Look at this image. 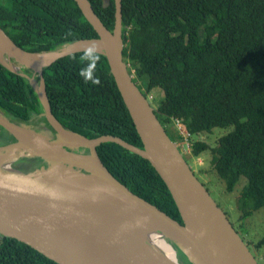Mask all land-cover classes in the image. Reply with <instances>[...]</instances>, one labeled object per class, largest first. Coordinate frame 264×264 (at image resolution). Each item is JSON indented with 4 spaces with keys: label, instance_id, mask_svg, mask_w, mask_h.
<instances>
[{
    "label": "trees",
    "instance_id": "obj_1",
    "mask_svg": "<svg viewBox=\"0 0 264 264\" xmlns=\"http://www.w3.org/2000/svg\"><path fill=\"white\" fill-rule=\"evenodd\" d=\"M89 1L112 30L114 0L107 8L102 0ZM121 4L124 60L145 97L155 88L163 91L164 101L155 113L167 134L180 146L183 138L172 123L181 120L190 133V152L197 156L210 151L212 169L228 192L242 177L246 179L238 198L240 220L264 209V0H122ZM0 26L31 52L97 37L74 0H0ZM216 32L220 43L213 37ZM80 54L59 59L44 70L54 116L88 138L114 135L142 147L106 58L101 55L96 72L101 84L96 86L79 77ZM28 88L27 81H16L0 65V98L24 102ZM228 127L231 131L216 146L194 138ZM97 151L116 179L181 222L168 188L147 160L115 143H104ZM255 246H264V236ZM0 264L57 263L4 238Z\"/></svg>",
    "mask_w": 264,
    "mask_h": 264
},
{
    "label": "water",
    "instance_id": "obj_2",
    "mask_svg": "<svg viewBox=\"0 0 264 264\" xmlns=\"http://www.w3.org/2000/svg\"><path fill=\"white\" fill-rule=\"evenodd\" d=\"M74 2L97 37L31 52L0 26V65L27 81L49 125L36 131L9 121L0 110V126L14 140L0 146V239L23 243L57 264H259L134 83L123 57L122 0H114L112 30L89 0ZM110 2L102 0L103 7ZM89 42L100 44L142 147L114 135L88 138L54 116L44 70L81 53ZM104 143H115L151 164L168 188L181 222L110 173L97 151ZM31 158L44 166L29 172L14 167Z\"/></svg>",
    "mask_w": 264,
    "mask_h": 264
},
{
    "label": "rangeland",
    "instance_id": "obj_3",
    "mask_svg": "<svg viewBox=\"0 0 264 264\" xmlns=\"http://www.w3.org/2000/svg\"><path fill=\"white\" fill-rule=\"evenodd\" d=\"M217 43L221 41V35L215 33L213 35ZM153 100L151 105L154 110L164 101V93L160 88L151 91ZM228 128H214L211 134L194 136L202 141L216 146L217 141L231 131ZM179 144V143H178ZM185 160L195 174L196 178L206 187L208 193L223 210L229 222L234 229L241 235L242 239L248 244L250 251L254 254L259 264H264V246L256 248L258 241L264 236V209H259L244 221L240 220L241 211L238 208V198L241 190L245 185L246 179L242 177L232 192L226 190L225 181L222 180L211 166L210 151L202 152L199 155H193L192 152H184L180 150Z\"/></svg>",
    "mask_w": 264,
    "mask_h": 264
},
{
    "label": "flooded vegetation",
    "instance_id": "obj_4",
    "mask_svg": "<svg viewBox=\"0 0 264 264\" xmlns=\"http://www.w3.org/2000/svg\"><path fill=\"white\" fill-rule=\"evenodd\" d=\"M21 71L24 74L32 77L31 72L25 69L24 67H21ZM13 75L16 81H18V78L23 79L17 74L13 73ZM29 89L31 88L26 89L24 92L25 93L24 102L4 100L3 98H0V110L9 121L15 124L25 125L36 131H39L43 128L46 129L49 127V125L46 119L42 116L43 110L39 102V99L35 94L38 99V103H37L33 93ZM11 105H15V106H11ZM12 142H14L12 136L0 126V146L7 145ZM14 166L20 167L22 170L23 169L34 170L43 167L44 164L38 159L31 158V159L20 160L16 162Z\"/></svg>",
    "mask_w": 264,
    "mask_h": 264
},
{
    "label": "clouds",
    "instance_id": "obj_5",
    "mask_svg": "<svg viewBox=\"0 0 264 264\" xmlns=\"http://www.w3.org/2000/svg\"><path fill=\"white\" fill-rule=\"evenodd\" d=\"M79 62L82 64L78 73L79 77L86 84L100 85V77L96 75L98 65L101 62L100 44L98 42H89L83 46Z\"/></svg>",
    "mask_w": 264,
    "mask_h": 264
},
{
    "label": "built area",
    "instance_id": "obj_6",
    "mask_svg": "<svg viewBox=\"0 0 264 264\" xmlns=\"http://www.w3.org/2000/svg\"><path fill=\"white\" fill-rule=\"evenodd\" d=\"M149 101L153 100V96L152 94H149L148 97H146ZM173 129L178 132L182 138H183V142L181 143L179 147L180 150L189 153L191 150V145L192 143L190 142V133L184 129L183 124L181 122V120L179 119H173V123H172Z\"/></svg>",
    "mask_w": 264,
    "mask_h": 264
},
{
    "label": "bare ground",
    "instance_id": "obj_7",
    "mask_svg": "<svg viewBox=\"0 0 264 264\" xmlns=\"http://www.w3.org/2000/svg\"><path fill=\"white\" fill-rule=\"evenodd\" d=\"M5 63H6L8 66H11L10 63L8 62V60H6ZM48 136H49V135H48Z\"/></svg>",
    "mask_w": 264,
    "mask_h": 264
}]
</instances>
